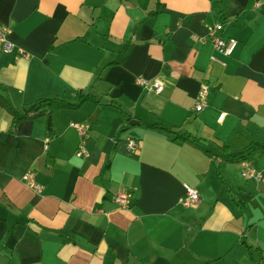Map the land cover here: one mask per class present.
Masks as SVG:
<instances>
[{"label": "crops", "instance_id": "crops-1", "mask_svg": "<svg viewBox=\"0 0 264 264\" xmlns=\"http://www.w3.org/2000/svg\"><path fill=\"white\" fill-rule=\"evenodd\" d=\"M216 23L238 41L232 56L192 38ZM0 27L13 45H0V95L14 109L99 100L16 126L0 106V264H252L247 247L264 257V0H0ZM71 123L91 126L87 158ZM242 160L262 179L244 178ZM186 185L200 195L194 213L180 204ZM119 192L133 194L129 208Z\"/></svg>", "mask_w": 264, "mask_h": 264}, {"label": "built area", "instance_id": "built-area-1", "mask_svg": "<svg viewBox=\"0 0 264 264\" xmlns=\"http://www.w3.org/2000/svg\"><path fill=\"white\" fill-rule=\"evenodd\" d=\"M223 25L220 23L213 24L207 28V34L204 37H195L193 39L199 40L203 43H211L215 51L222 56L229 57L232 56L238 46V41L234 38L224 39L216 35V31L222 29ZM9 30L7 28L0 27V45L3 47L5 53H9L13 49V45L8 38ZM212 61H218L215 57ZM136 84L143 89H146L155 94H161L164 91V84L158 80H149L144 77H137ZM209 92V86L206 83L200 84V89L195 100L194 110L198 113L203 112L207 108V97ZM225 114H221L219 121L224 118ZM70 126L74 128L82 137L81 144L77 150L78 156L87 158L89 157V151L85 147V138L89 134L91 129L88 123H71ZM138 145L136 141L130 140L128 144V150L134 152ZM48 149L45 146V151ZM242 168V176L244 178L261 180L262 174L255 167L251 166L247 161L242 160L240 162ZM23 182L36 194V196L41 197L44 193V187L35 181L34 172H29L25 174L22 178ZM133 194L130 192H119L114 197V202L120 208H129L132 201ZM200 203V195L196 189L186 185L185 195L180 200V204L186 209H196Z\"/></svg>", "mask_w": 264, "mask_h": 264}, {"label": "trees", "instance_id": "trees-1", "mask_svg": "<svg viewBox=\"0 0 264 264\" xmlns=\"http://www.w3.org/2000/svg\"><path fill=\"white\" fill-rule=\"evenodd\" d=\"M86 102H94L99 103L98 97L93 95L91 92L83 93L79 92L74 99L68 97H54L47 96L35 102L33 105L24 108L22 111H18L14 109L10 104L9 99L6 96L0 95V106L7 109L8 112L12 115L13 125L16 126L19 122L31 119L38 116H50V111L57 109H77L81 107ZM151 127H158V125H152ZM176 134L177 139H185L190 140L191 142H195L194 138L187 137L186 134H179L175 132H171ZM225 149V148H223ZM264 152V148H263ZM247 251L252 261V264H264L263 253L258 249H252L251 247H247Z\"/></svg>", "mask_w": 264, "mask_h": 264}, {"label": "rangeland", "instance_id": "rangeland-1", "mask_svg": "<svg viewBox=\"0 0 264 264\" xmlns=\"http://www.w3.org/2000/svg\"><path fill=\"white\" fill-rule=\"evenodd\" d=\"M191 211H189L188 213H194V211H192V209H190Z\"/></svg>", "mask_w": 264, "mask_h": 264}, {"label": "water", "instance_id": "water-1", "mask_svg": "<svg viewBox=\"0 0 264 264\" xmlns=\"http://www.w3.org/2000/svg\"><path fill=\"white\" fill-rule=\"evenodd\" d=\"M131 123H132V124H134L135 122H134V121H132ZM137 123H138V122H137ZM137 123H136V124H137Z\"/></svg>", "mask_w": 264, "mask_h": 264}]
</instances>
